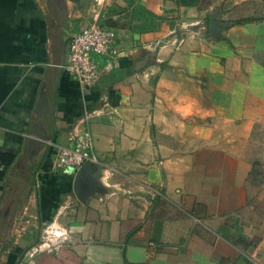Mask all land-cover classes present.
<instances>
[{"label":"crops","instance_id":"obj_1","mask_svg":"<svg viewBox=\"0 0 264 264\" xmlns=\"http://www.w3.org/2000/svg\"><path fill=\"white\" fill-rule=\"evenodd\" d=\"M225 1L0 0V264H264L247 205L264 0H233L239 24ZM95 14L116 41L85 88L63 66ZM85 122L101 165L55 168Z\"/></svg>","mask_w":264,"mask_h":264},{"label":"built area","instance_id":"obj_2","mask_svg":"<svg viewBox=\"0 0 264 264\" xmlns=\"http://www.w3.org/2000/svg\"><path fill=\"white\" fill-rule=\"evenodd\" d=\"M116 41V33L99 24L97 14L91 17L87 26L82 28L70 38L68 55L64 70L83 87L95 86L102 76L112 70V64L105 61L112 52ZM72 146H55L54 166L62 170H79L84 164L100 166L94 150L93 137L85 125L71 139ZM160 195L159 193H157ZM61 239L59 237L42 240L33 250L34 253L51 250Z\"/></svg>","mask_w":264,"mask_h":264},{"label":"rangeland","instance_id":"obj_3","mask_svg":"<svg viewBox=\"0 0 264 264\" xmlns=\"http://www.w3.org/2000/svg\"><path fill=\"white\" fill-rule=\"evenodd\" d=\"M207 3L208 0H204L202 6H206ZM222 9L228 14L227 24L241 20L244 14L240 11L239 4L233 5V0H226ZM247 158L252 165L247 189V205L252 208L251 218L254 221H264V126H255L250 139Z\"/></svg>","mask_w":264,"mask_h":264},{"label":"trees","instance_id":"obj_4","mask_svg":"<svg viewBox=\"0 0 264 264\" xmlns=\"http://www.w3.org/2000/svg\"><path fill=\"white\" fill-rule=\"evenodd\" d=\"M203 1L204 0H176V4H177V6H181V7H197L200 4H202ZM212 1H214V0H208L207 5H209ZM252 20H254V19L239 20L236 23L239 24L242 22L252 21ZM10 200H11L10 198H6V195H5V197L3 196V199L1 200V202H3L2 207L6 206V204H8V202ZM7 224H8L7 218H3L2 213H0V253L3 252V250H4V247L2 246V244H3V239H4L6 231H7Z\"/></svg>","mask_w":264,"mask_h":264},{"label":"water","instance_id":"obj_5","mask_svg":"<svg viewBox=\"0 0 264 264\" xmlns=\"http://www.w3.org/2000/svg\"><path fill=\"white\" fill-rule=\"evenodd\" d=\"M38 105H39L40 108H43V107L45 108V105H46V97H45V95L42 94V93H41V95H40V99H39V103H38ZM85 165H90V164L86 163V164H84L83 166H85ZM83 166H82V167H83ZM7 213H8V209L5 210V212H4V217L7 216Z\"/></svg>","mask_w":264,"mask_h":264}]
</instances>
